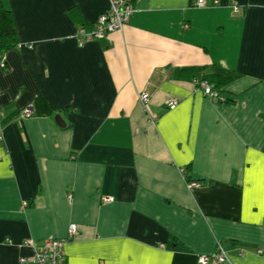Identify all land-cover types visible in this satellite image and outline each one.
<instances>
[{"label":"crops","instance_id":"0c3cea01","mask_svg":"<svg viewBox=\"0 0 264 264\" xmlns=\"http://www.w3.org/2000/svg\"><path fill=\"white\" fill-rule=\"evenodd\" d=\"M1 1L17 37L0 53V264L29 238L66 240L67 264H197L219 245L264 264V0H135L82 47L109 0Z\"/></svg>","mask_w":264,"mask_h":264},{"label":"built area","instance_id":"2783aa9c","mask_svg":"<svg viewBox=\"0 0 264 264\" xmlns=\"http://www.w3.org/2000/svg\"><path fill=\"white\" fill-rule=\"evenodd\" d=\"M110 4L104 14L100 15L97 21L93 24V28L88 30L85 27H81L75 37H77L78 44L82 47L85 43L93 39H105L106 35L110 32H116L117 30H123L128 24L130 18L136 13L134 8L135 0H109ZM214 5L218 4V1L213 2ZM196 7L206 8V2L204 0H198ZM236 12L240 9L238 6L233 5ZM0 67L4 69L6 67L5 62L0 63ZM198 86V90H201L203 94L209 97L216 103L223 104L225 97H220L216 92L211 90L210 85L206 81H201ZM144 103L148 101L147 94L143 93L141 96ZM169 108H175L178 103L174 100H169ZM32 115V110L27 108L23 111V116L29 117ZM190 188H199L200 183L193 182L188 184ZM105 202L112 203L114 198H104ZM78 231L77 224H71L68 229L69 238L76 236ZM66 240L64 239H44L41 243L36 242L34 239L29 238L24 242L25 247L32 251L31 256H23L19 259L18 264H67L65 258L64 245ZM228 253L225 252L222 245H219L217 249L211 254L199 255L197 264H229Z\"/></svg>","mask_w":264,"mask_h":264},{"label":"trees","instance_id":"16d2710c","mask_svg":"<svg viewBox=\"0 0 264 264\" xmlns=\"http://www.w3.org/2000/svg\"><path fill=\"white\" fill-rule=\"evenodd\" d=\"M16 27H15V21L14 17L11 11L4 8L2 1L0 0V53L2 50H9L16 46ZM221 83L214 80H210L206 77L200 78V80H195L197 88H199L197 85L201 81H206L209 85L211 90L216 92L218 96L225 97V95L222 92V89H220L221 86H223V83L227 81L226 78L221 79ZM207 97V96H206ZM209 98V97H208ZM211 100V99H210ZM225 101L229 102L226 97ZM184 172H186V176H190L189 168L185 169Z\"/></svg>","mask_w":264,"mask_h":264}]
</instances>
